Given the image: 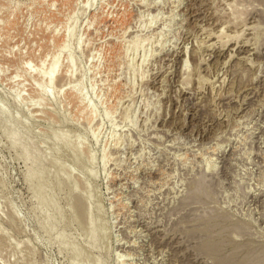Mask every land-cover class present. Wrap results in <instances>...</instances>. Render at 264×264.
<instances>
[{
  "label": "rangeland",
  "instance_id": "374dc122",
  "mask_svg": "<svg viewBox=\"0 0 264 264\" xmlns=\"http://www.w3.org/2000/svg\"><path fill=\"white\" fill-rule=\"evenodd\" d=\"M0 264H264V0H0Z\"/></svg>",
  "mask_w": 264,
  "mask_h": 264
},
{
  "label": "bare ground",
  "instance_id": "6f19581e",
  "mask_svg": "<svg viewBox=\"0 0 264 264\" xmlns=\"http://www.w3.org/2000/svg\"><path fill=\"white\" fill-rule=\"evenodd\" d=\"M52 75H53V72H51L50 74H49V79H51V77H52ZM42 96H45V93L44 92H42V94H41ZM2 108V107H1ZM2 110V109H1ZM4 110V109H3ZM5 113V112H4ZM27 128V127H26ZM14 136V135H13ZM17 136V135H16ZM55 137H56V135H54ZM7 137H8V140H9V142H10V147L12 148V149H15L17 146H18V144H19V141L18 140H16L15 138H13L11 135H10V133H8L7 134ZM59 137V136H58ZM51 140H52V143H53V141H54V145H55V143H56V145L57 144H59L58 142H59V140L58 139H55V138H53V137H51ZM58 140V141H57ZM62 141V140H61ZM64 143V142H63ZM59 144L61 147H65V144ZM64 145V146H63ZM52 146V145H51ZM58 146V145H57ZM60 147V148H61ZM23 154H25V152L23 151ZM52 164H53V162H52ZM25 183L28 185V186H30V187H33L34 188V191L36 192V194L38 195V198H39V200H40V202L42 203L43 202V197H42V195H44V184L42 183V182H38V181H36V178L34 177V174L33 173H31L29 176H27L26 178H25ZM80 200V199H79ZM81 201H83V203L85 204V206H86V212H85V217H86V219H91V217H92V211H90L89 210V208H88V205H87V201H85V200H83V199H81ZM84 206V207H85Z\"/></svg>",
  "mask_w": 264,
  "mask_h": 264
}]
</instances>
